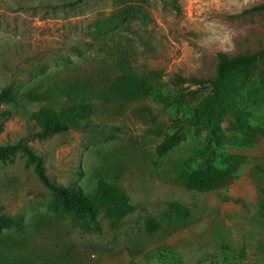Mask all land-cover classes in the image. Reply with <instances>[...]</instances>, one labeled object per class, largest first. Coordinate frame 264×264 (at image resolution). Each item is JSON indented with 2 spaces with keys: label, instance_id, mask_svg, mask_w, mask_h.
<instances>
[{
  "label": "rangeland",
  "instance_id": "1",
  "mask_svg": "<svg viewBox=\"0 0 264 264\" xmlns=\"http://www.w3.org/2000/svg\"><path fill=\"white\" fill-rule=\"evenodd\" d=\"M0 0V144L22 141L52 182L86 195L101 182L126 192L134 212L104 213L89 229L50 209L52 195L22 153L0 161V208L24 229L0 236V264H264V57L229 97L230 109L196 116L209 96L184 80L213 79L219 54L264 49V0ZM134 75L146 87L123 86ZM81 100L92 116L47 139L31 114L63 111ZM11 114L4 117L2 113ZM215 126V129H213ZM182 143L163 157L158 146ZM231 168L235 179L213 192L190 191L182 171ZM182 204L188 217L172 212ZM149 220L159 224L148 231Z\"/></svg>",
  "mask_w": 264,
  "mask_h": 264
},
{
  "label": "trees",
  "instance_id": "2",
  "mask_svg": "<svg viewBox=\"0 0 264 264\" xmlns=\"http://www.w3.org/2000/svg\"><path fill=\"white\" fill-rule=\"evenodd\" d=\"M88 0H76L66 3L68 7H76ZM253 10L264 11V3L256 6ZM217 63V75L213 79L190 78L184 80L201 89L209 90L210 94L197 106L196 116H206L207 122L212 123L211 112L218 110L225 112L230 109L231 113L241 124V129L248 133L256 131L243 120L244 113L236 109L229 97L240 92L254 75L260 59L264 57V49L256 53H248L235 57H228L219 54ZM123 86L146 87L148 82L134 75H124L118 78ZM18 94L13 86L0 91V106L15 103ZM9 111H4V117L9 116ZM93 114V106L87 100H81L77 104L63 110L45 108L31 114V118L38 125L39 131L35 134L37 138L47 139L57 134L69 131L73 126L88 120ZM215 129V126H213ZM184 136L173 135L166 138L157 148L159 157H163L179 146ZM22 153L34 164V171L41 184L50 191L52 201L50 209L59 214L67 215L70 219L79 224L83 229H89L95 219L104 213L111 220L121 221L134 212L130 198L122 189L108 185L104 182L99 184L94 194L86 195L79 186L65 187L51 181L47 175L43 161L33 150L22 141L2 145L0 144V161L11 159L16 153ZM235 179L234 171L231 168H220L216 165H209L204 169L194 171H182L178 181L186 189L200 193L213 192L228 186ZM172 212L179 217H188L189 211L182 204L172 203ZM159 224L149 220L148 231L153 233L159 229ZM23 230L24 224L20 219L9 217L3 214L0 208V236L6 230Z\"/></svg>",
  "mask_w": 264,
  "mask_h": 264
}]
</instances>
